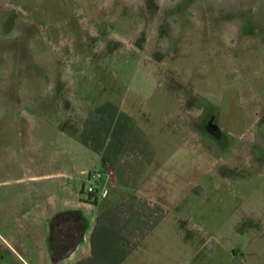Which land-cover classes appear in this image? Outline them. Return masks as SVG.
<instances>
[{
  "label": "rangeland",
  "instance_id": "rangeland-1",
  "mask_svg": "<svg viewBox=\"0 0 264 264\" xmlns=\"http://www.w3.org/2000/svg\"><path fill=\"white\" fill-rule=\"evenodd\" d=\"M70 94L186 126L187 146L165 151L185 241L155 257L264 264V0H0V264H34L55 202L46 175H70L55 128L70 130Z\"/></svg>",
  "mask_w": 264,
  "mask_h": 264
},
{
  "label": "crops",
  "instance_id": "crops-1",
  "mask_svg": "<svg viewBox=\"0 0 264 264\" xmlns=\"http://www.w3.org/2000/svg\"><path fill=\"white\" fill-rule=\"evenodd\" d=\"M138 103H132L133 111L140 107ZM163 108L160 103V109L154 107L152 113L165 118ZM121 111L110 100L98 106L76 101L70 94V130L60 133L55 127L57 135L70 136V144L63 146L70 155V175H46L55 182V202L41 206L40 219L47 231L40 235L38 253H25L34 264H181L179 253L155 257L154 251L161 245H184L185 227L171 216L169 187L174 161L165 151L173 141L180 149L187 146V128L167 125L175 132L166 133L153 117L146 118L144 125L135 115L122 117ZM91 171L104 174L100 185L107 189V195L95 202L82 194L86 174ZM64 176L70 181L66 186L60 181ZM69 189L70 199L59 205V193ZM70 210L80 212L88 225L75 252L62 262V256L54 261L48 245L49 223L55 214ZM15 245L24 249L21 240ZM11 248L15 251L13 245Z\"/></svg>",
  "mask_w": 264,
  "mask_h": 264
},
{
  "label": "trees",
  "instance_id": "trees-1",
  "mask_svg": "<svg viewBox=\"0 0 264 264\" xmlns=\"http://www.w3.org/2000/svg\"><path fill=\"white\" fill-rule=\"evenodd\" d=\"M95 202V201H94ZM88 222L83 217V215L74 210L60 212L55 214L49 223V238H48V245L51 252L52 259H56V247H55V235L60 232L62 228L66 229V231H79L81 235L85 232L87 228Z\"/></svg>",
  "mask_w": 264,
  "mask_h": 264
},
{
  "label": "flooded vegetation",
  "instance_id": "flooded-vegetation-1",
  "mask_svg": "<svg viewBox=\"0 0 264 264\" xmlns=\"http://www.w3.org/2000/svg\"><path fill=\"white\" fill-rule=\"evenodd\" d=\"M207 128L212 131L214 134H218V130L215 129L214 125H212V122L209 121L207 124ZM67 229V228H66ZM66 229L62 228L58 234L55 235V247H56V260H58L63 253L67 252L81 237L79 231H73L70 233V231H66Z\"/></svg>",
  "mask_w": 264,
  "mask_h": 264
},
{
  "label": "built area",
  "instance_id": "built-area-1",
  "mask_svg": "<svg viewBox=\"0 0 264 264\" xmlns=\"http://www.w3.org/2000/svg\"><path fill=\"white\" fill-rule=\"evenodd\" d=\"M103 175L100 171H91L86 174V181L89 185L86 190L83 189L82 194L85 195L87 201L94 202L107 195V189L100 185Z\"/></svg>",
  "mask_w": 264,
  "mask_h": 264
},
{
  "label": "water",
  "instance_id": "water-1",
  "mask_svg": "<svg viewBox=\"0 0 264 264\" xmlns=\"http://www.w3.org/2000/svg\"><path fill=\"white\" fill-rule=\"evenodd\" d=\"M83 237H81L67 252L63 253L60 262L68 259L76 250L78 245L81 243Z\"/></svg>",
  "mask_w": 264,
  "mask_h": 264
}]
</instances>
